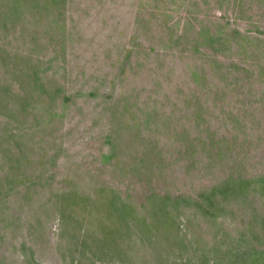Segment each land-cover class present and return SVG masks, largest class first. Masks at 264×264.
Masks as SVG:
<instances>
[{
	"label": "rangeland",
	"instance_id": "rangeland-1",
	"mask_svg": "<svg viewBox=\"0 0 264 264\" xmlns=\"http://www.w3.org/2000/svg\"><path fill=\"white\" fill-rule=\"evenodd\" d=\"M41 1L0 0V264H264L260 185L218 217L181 206L177 232L124 235L126 263L74 237L100 232L95 211L59 218L65 192L143 216L153 194L264 176V0Z\"/></svg>",
	"mask_w": 264,
	"mask_h": 264
},
{
	"label": "trees",
	"instance_id": "trees-1",
	"mask_svg": "<svg viewBox=\"0 0 264 264\" xmlns=\"http://www.w3.org/2000/svg\"><path fill=\"white\" fill-rule=\"evenodd\" d=\"M50 7H52L56 0H50ZM34 5H44L41 0H10V12L20 13V10L33 7ZM221 37L209 36V40L215 41ZM226 40V39H224ZM35 70V69H34ZM33 83L38 84L40 80L39 73L33 71ZM57 90H61L58 88ZM64 99H70L69 95H64ZM20 163V159L16 157ZM13 163V161L11 162ZM18 166H10V170L19 169ZM15 177V173L6 175L7 182L10 178ZM262 187L264 189V176H257L253 178H237L232 175L228 176L221 183L211 185L209 187L199 190L194 195H170V194H153L150 196V207L146 215H138L135 208L130 204L123 202L118 194L114 191L110 193L104 190L97 192L95 196L92 194L78 195L76 193H62L60 195L64 209L59 212L61 225L66 227L72 225L79 227L84 220L82 216L85 213L88 215L93 211L96 213L94 220L97 221L99 231H94L90 235L88 232L84 234H77L74 237L81 238V245L87 248L93 255L104 254L106 247L113 248L111 252L117 255L123 263L130 262L131 258L126 253L128 246H122L124 241L123 236H128L132 232H136L147 237H155L163 235L164 232L174 233L178 231L177 218L180 212V207H187L193 209L195 213L200 214L203 218L218 217L223 215L227 207L229 198L242 199L247 196L248 191L255 188ZM6 182L0 180V198L2 193L6 191ZM172 231V232H171ZM75 234V233H74ZM175 239V238H174ZM107 248V249H108ZM115 251V252H114ZM236 255V254H235ZM237 262L246 264H261L259 257L252 258L246 262L243 255L236 257Z\"/></svg>",
	"mask_w": 264,
	"mask_h": 264
}]
</instances>
